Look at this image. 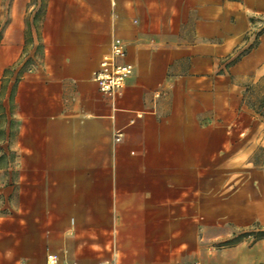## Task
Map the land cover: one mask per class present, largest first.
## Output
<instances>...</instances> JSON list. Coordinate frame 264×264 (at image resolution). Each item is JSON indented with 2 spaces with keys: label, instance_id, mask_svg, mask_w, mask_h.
<instances>
[{
  "label": "crops",
  "instance_id": "crops-1",
  "mask_svg": "<svg viewBox=\"0 0 264 264\" xmlns=\"http://www.w3.org/2000/svg\"><path fill=\"white\" fill-rule=\"evenodd\" d=\"M42 3L35 29L41 0H0V264L262 260L264 239H236L264 225L240 83L264 76V0ZM115 41L133 73L103 94Z\"/></svg>",
  "mask_w": 264,
  "mask_h": 264
},
{
  "label": "rangeland",
  "instance_id": "rangeland-1",
  "mask_svg": "<svg viewBox=\"0 0 264 264\" xmlns=\"http://www.w3.org/2000/svg\"><path fill=\"white\" fill-rule=\"evenodd\" d=\"M42 8H43V3L41 0V5H39L38 11L36 12V16L33 18V26L36 29V27H39L40 24V15L42 13ZM7 23V21L5 22V24ZM29 35H27L28 38ZM36 47L38 46V39L36 40ZM30 49L26 48V50L24 49L21 61L19 62V64L15 67H13V72L14 73H19L20 70H24L25 68H28L29 64H31V62L27 63V55H28V51ZM35 51L37 52L38 50L35 49ZM27 52V53H26ZM38 53V52H37ZM26 62V63H25ZM33 62V61H32ZM34 63V62H33ZM241 85L245 86L247 85L250 89L246 91V93L244 94V100L245 102H249V103H254L256 106L258 105L259 102L264 100V76L258 79H254V78H247L243 81L240 82ZM244 93V92H243ZM245 109V108H244ZM248 109V108H247ZM249 111H245V113L241 115V121L243 123H248L251 122L253 120L256 121H260V122H264V118L256 115L252 110L248 109ZM244 112V111H242ZM6 122V120H5ZM0 125L1 127H3L4 122L3 119L1 118L0 121ZM6 125V123H5ZM1 131H5V134L8 132L7 129L3 130L1 129ZM252 145V144H251ZM245 149H249V146L245 147ZM9 146L8 143H6L5 141L2 142V144L0 145V169H4V168H8L9 163H11V161L8 160L9 157ZM257 170V171H261L262 169H264V147L260 146L259 144L256 146V148L250 153V155L248 156V159L243 160L241 163V176H245L247 173V170ZM2 184L4 185H8L9 181L11 179H14L13 177L9 176H2L1 178ZM252 229L254 231L252 232H257L258 230L264 231V225H260L259 223L254 224V226H252ZM245 234V233H242ZM247 237V236H245ZM253 240L255 239V237H252ZM196 263V262H193ZM257 264H264V258L260 261H258Z\"/></svg>",
  "mask_w": 264,
  "mask_h": 264
},
{
  "label": "built area",
  "instance_id": "built-area-1",
  "mask_svg": "<svg viewBox=\"0 0 264 264\" xmlns=\"http://www.w3.org/2000/svg\"><path fill=\"white\" fill-rule=\"evenodd\" d=\"M126 53L123 44L115 41L110 53L103 58L99 64V69L93 75V81L97 84L98 89L103 94H114L120 90L126 80L132 75V65L125 63ZM119 141V136L116 137ZM57 259L54 257L47 259V264H56ZM193 264H200L198 262Z\"/></svg>",
  "mask_w": 264,
  "mask_h": 264
},
{
  "label": "trees",
  "instance_id": "trees-1",
  "mask_svg": "<svg viewBox=\"0 0 264 264\" xmlns=\"http://www.w3.org/2000/svg\"><path fill=\"white\" fill-rule=\"evenodd\" d=\"M238 59L239 58H237L234 61H237ZM249 89H250L249 87L246 88L244 90V93L242 94V105H244L246 108L252 110L256 115L264 118V100L259 102L257 106L254 103L245 102V100H244L245 95L244 94ZM248 235L254 236L256 241H258L260 239H264V231L258 230L257 232H250V233H247V234H242V235H240L238 237V239H236V241L241 239V238H243V237H245V236H248Z\"/></svg>",
  "mask_w": 264,
  "mask_h": 264
}]
</instances>
